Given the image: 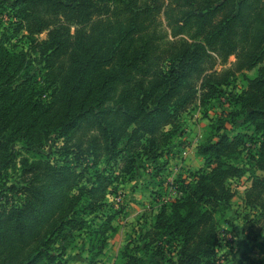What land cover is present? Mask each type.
Returning a JSON list of instances; mask_svg holds the SVG:
<instances>
[{
    "label": "trees",
    "instance_id": "obj_1",
    "mask_svg": "<svg viewBox=\"0 0 264 264\" xmlns=\"http://www.w3.org/2000/svg\"><path fill=\"white\" fill-rule=\"evenodd\" d=\"M3 4L18 21L0 37V181L10 169L20 178L0 194V264H60L84 230L96 262L106 233L117 229L116 212L103 214L107 197L147 159L169 154L183 114L213 100L227 108L197 146L203 167L176 178L179 196L159 204L119 264H219V230L237 195L232 182L249 172L243 199L253 214L243 232L256 243L264 223V0ZM23 31L30 47L17 49L12 38ZM232 56L230 67L216 68ZM239 76L244 86L227 94ZM50 143L61 157H48ZM17 144L33 155L19 165Z\"/></svg>",
    "mask_w": 264,
    "mask_h": 264
},
{
    "label": "rangeland",
    "instance_id": "obj_2",
    "mask_svg": "<svg viewBox=\"0 0 264 264\" xmlns=\"http://www.w3.org/2000/svg\"><path fill=\"white\" fill-rule=\"evenodd\" d=\"M10 0H0V2H8ZM163 26L167 29L166 19L161 15ZM18 19L13 16V13L8 9L6 4L0 5V37L3 33L13 34L15 22ZM74 31V28H73ZM24 31L16 33L12 38V44H16L17 49H28L30 47V40L24 36ZM40 40L47 38V33L39 36ZM33 59V73H36L41 59L40 53ZM236 61V57L232 56L227 64L218 63L217 69L219 71L230 67ZM254 76L255 71L248 73ZM237 88L226 89L227 94L230 92L240 90L244 86L242 77L239 76ZM226 94V93H225ZM224 102V101H221ZM218 100H213L208 105L196 104L188 112L182 116L183 130L182 134L176 136L172 141L168 150L169 154H165L157 160L145 161V165L141 166L139 176L136 179L117 186L113 195L107 197V207L104 211L106 214L116 212L113 220V226L116 231H108L105 235L107 237L108 245L104 249V255L99 256L96 262L92 263L89 259L87 249L89 246V239L86 231H81L73 245L70 247L63 257L60 264H119V254L124 247L131 243L140 244L144 233L149 229V226L156 214L159 204L162 201L175 200L179 193L175 186L176 178L181 174L189 176V172H196L203 167V160L197 154V146L207 132L210 130L209 126L217 122L218 116L226 109L225 104H221ZM228 129L235 132H241L240 125L231 127L227 125ZM16 150H19L20 156L17 159L19 165L20 159L23 155L33 156L31 153L27 154L21 150L20 144L15 145ZM45 152L50 158H59L56 154L55 146L50 143ZM244 160V162H246ZM93 163L91 162L90 165ZM161 171H158V167ZM100 168L104 169L105 165L100 163ZM83 165L80 169H84ZM93 173V171H90ZM105 173H111L109 170ZM9 176L0 181V194L6 192L11 184L18 182L20 178V171L18 169H10ZM90 174V173H89ZM252 172L241 180L233 181L232 186L236 189L237 195L233 198L232 204L227 212V218L230 223H223L219 230L216 248L221 257L219 264H248L247 258L262 259L264 264V223L258 225L257 229L261 231L256 243H248L247 237L243 230L246 222L245 217L253 214L250 208L246 207L244 203L245 190L250 186L252 180ZM90 176L89 186L93 184L94 178ZM9 196H12L9 194ZM121 210V211H119ZM253 246V247H252ZM255 246V247H254Z\"/></svg>",
    "mask_w": 264,
    "mask_h": 264
}]
</instances>
